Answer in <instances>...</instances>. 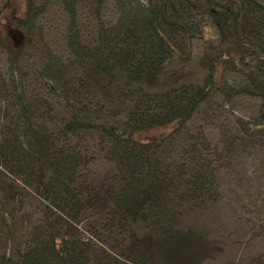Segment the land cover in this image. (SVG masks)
Wrapping results in <instances>:
<instances>
[{
    "label": "trees",
    "instance_id": "obj_1",
    "mask_svg": "<svg viewBox=\"0 0 264 264\" xmlns=\"http://www.w3.org/2000/svg\"><path fill=\"white\" fill-rule=\"evenodd\" d=\"M205 15L207 70L167 74ZM1 16L24 39L0 30V264L207 259L184 219L220 195L237 135L216 147L191 121L213 96H248L260 113L236 123L264 132V0H0Z\"/></svg>",
    "mask_w": 264,
    "mask_h": 264
},
{
    "label": "rangeland",
    "instance_id": "obj_2",
    "mask_svg": "<svg viewBox=\"0 0 264 264\" xmlns=\"http://www.w3.org/2000/svg\"><path fill=\"white\" fill-rule=\"evenodd\" d=\"M203 17L202 23L207 26L201 37L193 39L191 57L168 63L167 74L188 79L194 73L202 76L207 70L204 55L209 48H218L219 40L212 16ZM210 26L213 28L209 30ZM0 30L11 43L21 42L17 36L19 29L3 16ZM5 59V53L1 52L0 69L6 67ZM223 77L230 84L243 81L238 72L226 70ZM260 104V99L248 96L235 97L229 102L213 96L202 103L192 118V127L203 128L216 147L228 133L237 135L231 153L223 155L221 165L217 166L220 195L184 219L210 247L209 257L200 264H264V132L255 130L250 135L244 134L236 123L238 118L248 121L256 117ZM97 169L105 170L102 164ZM87 223L83 222L82 227Z\"/></svg>",
    "mask_w": 264,
    "mask_h": 264
},
{
    "label": "water",
    "instance_id": "obj_3",
    "mask_svg": "<svg viewBox=\"0 0 264 264\" xmlns=\"http://www.w3.org/2000/svg\"><path fill=\"white\" fill-rule=\"evenodd\" d=\"M17 36L20 39V41H23L24 36H23V33L21 31L17 30Z\"/></svg>",
    "mask_w": 264,
    "mask_h": 264
}]
</instances>
